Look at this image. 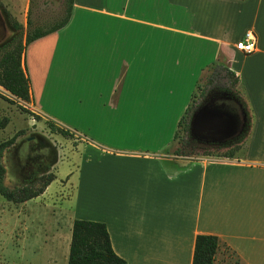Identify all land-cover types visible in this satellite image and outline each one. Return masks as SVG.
Wrapping results in <instances>:
<instances>
[{
    "label": "crops",
    "instance_id": "crops-1",
    "mask_svg": "<svg viewBox=\"0 0 264 264\" xmlns=\"http://www.w3.org/2000/svg\"><path fill=\"white\" fill-rule=\"evenodd\" d=\"M30 8L0 0V19L16 28ZM249 29L256 48L244 54L235 44ZM23 61L29 110L76 140L75 206L58 208L53 263L67 264L74 219H90L106 224L126 264H192L197 234L219 238L212 264H264V0H73L67 23L29 42ZM212 63L240 80L245 152L175 154L178 122ZM226 248L234 260L221 259Z\"/></svg>",
    "mask_w": 264,
    "mask_h": 264
},
{
    "label": "rangeland",
    "instance_id": "rangeland-1",
    "mask_svg": "<svg viewBox=\"0 0 264 264\" xmlns=\"http://www.w3.org/2000/svg\"><path fill=\"white\" fill-rule=\"evenodd\" d=\"M65 7L66 0H31L26 24L21 22L20 26L15 28L11 24L12 19L5 18L7 27L0 29V57L6 49H13L18 45L22 48L26 34L32 33L33 29H46L59 20ZM20 14L22 17L21 10ZM199 83L197 106L193 112L207 102H210L214 109L234 112V100L231 95L235 91L240 101V113L235 115L236 123L228 138L220 141L200 139L192 136L189 131L190 146L183 151L207 156H242L249 136L251 114L241 84H237L236 89L231 92L221 88V82L206 86V74L202 75ZM203 87L205 93L200 95ZM0 93L12 97L2 86ZM14 100L13 103L0 97V142L21 131L15 143L4 151L2 157L6 168L5 185L12 188L30 183L37 176L47 173L55 174V180L51 182L47 194L35 202L13 203L0 195V264H55L49 250L52 241L48 240L58 208L71 211L75 206L76 156L73 149L76 140L75 137L66 138L51 133L46 123L48 117L41 116L37 119L31 114L34 112L29 110L26 102L15 98ZM220 103L224 104L219 107ZM178 145L177 142L174 143L171 149ZM70 173H73L69 177L71 184H67L65 180ZM43 205H46L47 209H44ZM85 212L87 216H91L90 209ZM221 252L224 254L220 255L222 260H234L228 248Z\"/></svg>",
    "mask_w": 264,
    "mask_h": 264
},
{
    "label": "trees",
    "instance_id": "trees-1",
    "mask_svg": "<svg viewBox=\"0 0 264 264\" xmlns=\"http://www.w3.org/2000/svg\"><path fill=\"white\" fill-rule=\"evenodd\" d=\"M72 4L73 0H66V7L63 15L59 20L49 25L48 28H35L32 33H27L22 48L18 45V47L3 51L0 57V86L8 91L15 99L26 103L31 100L30 80L23 61L25 46L29 42L63 27L69 20ZM203 74H206V86L215 82H221L223 83L221 88L228 92H231L233 89L235 90V86L240 84V80L235 73L221 64L212 63L204 67L202 70V75ZM199 80L196 83V91L192 94L190 103L181 116L174 134L173 145L176 142L179 144L172 150L175 154H194L191 151H183V149L190 146V141L188 139L189 123L193 110L197 106L196 96L197 90L200 88ZM204 87L200 95L205 93ZM231 96L234 103L240 107V101L235 91L232 92ZM0 97L9 102H15L14 98L4 95L3 93H0ZM31 114L37 119L41 117L36 113ZM46 123L51 133H57L66 138L74 137L73 131L56 123L50 118H46ZM19 134H21V131L10 139L0 142V195L7 201L13 203H23L39 196L55 179L54 174L47 173L37 176L35 180L30 183L17 185L12 188L5 185L6 168L2 163V157L4 151L15 143ZM219 247L220 240L216 235L197 234L195 237L192 264H212ZM67 264H126V262L113 250L104 222L90 219H74L71 229Z\"/></svg>",
    "mask_w": 264,
    "mask_h": 264
},
{
    "label": "water",
    "instance_id": "water-1",
    "mask_svg": "<svg viewBox=\"0 0 264 264\" xmlns=\"http://www.w3.org/2000/svg\"><path fill=\"white\" fill-rule=\"evenodd\" d=\"M223 104L221 103L219 107ZM235 123L236 116L234 113L214 109L211 107L210 102H207L193 112L189 123V131L192 136L200 139H204V136L209 135L212 141H220L232 134ZM30 137L33 138V136Z\"/></svg>",
    "mask_w": 264,
    "mask_h": 264
},
{
    "label": "built area",
    "instance_id": "built-area-1",
    "mask_svg": "<svg viewBox=\"0 0 264 264\" xmlns=\"http://www.w3.org/2000/svg\"><path fill=\"white\" fill-rule=\"evenodd\" d=\"M235 48L244 54L251 53L256 48V35L252 30H246L242 39L236 42Z\"/></svg>",
    "mask_w": 264,
    "mask_h": 264
},
{
    "label": "flooded vegetation",
    "instance_id": "flooded-vegetation-1",
    "mask_svg": "<svg viewBox=\"0 0 264 264\" xmlns=\"http://www.w3.org/2000/svg\"><path fill=\"white\" fill-rule=\"evenodd\" d=\"M7 24H6V22H5V20H3L2 18L0 19V26H1V28L4 30V29H6V26ZM1 29V30H2ZM2 43V42H1ZM1 45V44H0ZM221 104V103H220ZM234 112H232V113H234L235 115L236 114H239L240 113V110H239V108H238V106L236 105V103H234ZM205 138L204 139H207V140H212V138L209 136V135H206V136H204Z\"/></svg>",
    "mask_w": 264,
    "mask_h": 264
}]
</instances>
